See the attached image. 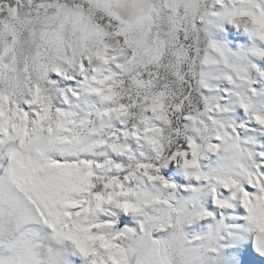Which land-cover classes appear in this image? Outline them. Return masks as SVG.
<instances>
[{"label": "clouds", "instance_id": "obj_1", "mask_svg": "<svg viewBox=\"0 0 264 264\" xmlns=\"http://www.w3.org/2000/svg\"><path fill=\"white\" fill-rule=\"evenodd\" d=\"M9 169L55 227H0L4 264L57 233L65 264H264V0H0Z\"/></svg>", "mask_w": 264, "mask_h": 264}, {"label": "snow or ice", "instance_id": "obj_2", "mask_svg": "<svg viewBox=\"0 0 264 264\" xmlns=\"http://www.w3.org/2000/svg\"><path fill=\"white\" fill-rule=\"evenodd\" d=\"M242 15L250 16L253 20L256 19L255 15L251 12H244ZM11 155L14 157V154ZM37 180L39 181L40 178L38 177ZM36 187V182H25L19 179L15 169H9L7 174L0 176V227L9 224L22 229L29 224L37 222L38 218L50 228L55 227L52 221H50L42 211H38L39 206L36 205V201L31 195ZM126 208L132 212L136 211V209L131 206H126ZM141 226H144L143 222ZM63 238V233H57L53 242L47 248V264H65L64 257L55 243ZM130 238L143 246L146 253L154 255L159 251V245L157 242L151 240L147 234L142 237H137L133 231L131 232ZM67 239L73 241L76 248L84 256L89 255L90 249L83 241H80L75 236L71 235H69ZM89 239L95 238L89 237ZM255 243L258 250L264 251V238H258ZM104 247H110V244L105 242ZM34 258V250L31 245L27 244L24 245L17 254L19 264H35ZM0 264H4V262L0 261ZM116 264H120V261H116ZM143 264H151L150 259L146 258Z\"/></svg>", "mask_w": 264, "mask_h": 264}]
</instances>
